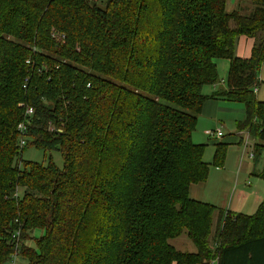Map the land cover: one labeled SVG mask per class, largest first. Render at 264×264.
I'll use <instances>...</instances> for the list:
<instances>
[{
  "label": "trees",
  "instance_id": "trees-1",
  "mask_svg": "<svg viewBox=\"0 0 264 264\" xmlns=\"http://www.w3.org/2000/svg\"><path fill=\"white\" fill-rule=\"evenodd\" d=\"M0 0V264H264V201L253 216L189 198L210 164L193 142L206 99L242 104L264 154V0ZM253 40L248 59L235 55ZM229 63L226 89L215 60ZM30 144L62 168L21 159ZM227 144L214 146L221 169ZM264 180V164L257 174ZM217 214L216 229L213 228ZM38 252L25 246L33 231ZM185 232L195 253L168 243Z\"/></svg>",
  "mask_w": 264,
  "mask_h": 264
},
{
  "label": "crops",
  "instance_id": "crops-1",
  "mask_svg": "<svg viewBox=\"0 0 264 264\" xmlns=\"http://www.w3.org/2000/svg\"><path fill=\"white\" fill-rule=\"evenodd\" d=\"M235 2H237L236 4L238 5V0H235ZM252 45L253 40L251 38L238 39L234 47L235 55L240 59H248L253 48ZM215 63L219 83L215 85H206L202 89V93L208 97L226 89V77L229 69V63L226 59L222 58L215 60ZM222 113L233 114L237 123H241L245 117V109L240 103H234L224 99H206L202 105L201 114L196 122L197 132L194 130L192 133L194 143L200 144L205 142L207 137L212 138V136L208 135V132L215 131V129L224 124L223 117L221 115ZM222 142L227 145L229 144L225 141ZM208 143L213 146L204 152L205 155L203 156V160L206 164H209L213 154L212 150L215 144L219 142L212 143L211 141H208ZM207 145L208 144H206V146ZM251 154H253V151ZM256 162L253 160L254 164ZM242 168V165L239 164L237 170H233L229 167L227 160H225L223 168L215 169L217 173L216 176L218 177V183L216 185L208 183L207 178L206 183L204 184H194L189 189V198L211 204L216 207L217 210L226 214L230 213L253 216L257 212L258 206L264 201V180L257 175L259 170L256 171L253 169L248 175H245V179L240 181V171ZM244 181H250V183H245ZM208 186H210L209 190ZM217 217L218 216L216 214L212 225L214 229H216Z\"/></svg>",
  "mask_w": 264,
  "mask_h": 264
},
{
  "label": "rangeland",
  "instance_id": "rangeland-1",
  "mask_svg": "<svg viewBox=\"0 0 264 264\" xmlns=\"http://www.w3.org/2000/svg\"><path fill=\"white\" fill-rule=\"evenodd\" d=\"M95 4L99 7L101 6V0H93ZM237 2L235 0H227V11L230 12L232 11L235 7ZM238 6V5H237ZM237 8V7H236ZM258 77L261 80V84L256 87L257 88V93L256 97L258 101L264 102V67H262L258 73ZM243 107V106H242ZM223 117V122L219 128L215 129V131H219L221 133V138L219 139H214L207 137L205 142H202L200 144L204 145L205 148L203 153L209 149L212 144H209L208 141H211L212 143L214 142H222L225 141L228 144L226 148V155H225V160H227V163L229 167L233 170H237L239 164L242 165V169L240 171V181L245 179V175H248L250 171L255 169L256 171L259 170V172L262 170L263 167V162H264V154L260 156L258 161L254 164L253 159L251 160L250 156L252 155V147L254 143H257V139L255 136H250L248 133V130H240L238 127V123L235 120V116L230 113H222L221 114ZM195 131L197 132V129L195 128ZM204 143V144H203ZM206 144H208L206 146ZM213 154L212 158L209 161L210 164V170L208 174V183L211 184H217V179L218 177L216 176V167L213 166L212 159L214 155V148H213ZM205 155V153H204ZM48 156L51 158L52 163L58 168H62L63 166V159L61 157L60 151L58 152L57 150L53 151H44L40 148H37L36 146L30 144L29 146H26L22 152L21 159L26 162H36L38 164L42 165H47L49 163ZM224 165V163H223ZM245 183H250V181H244ZM208 186V190H209ZM34 233L32 234V239L25 242V246L31 250H35L38 252V249L36 247L35 241L39 238L42 237L43 232L40 230L33 231ZM171 246H173L177 251L184 252V253H195L196 248L193 245L192 242H190L186 236V233L183 232L180 237L175 238V239H170L168 241ZM14 254L9 257L8 260L4 261L3 264H28L27 260L20 254L18 255ZM13 262V263H12Z\"/></svg>",
  "mask_w": 264,
  "mask_h": 264
},
{
  "label": "built area",
  "instance_id": "built-area-1",
  "mask_svg": "<svg viewBox=\"0 0 264 264\" xmlns=\"http://www.w3.org/2000/svg\"><path fill=\"white\" fill-rule=\"evenodd\" d=\"M253 92L257 93V88H254ZM24 114H25L24 120L22 122H20L16 128L17 129L18 144H19L20 148H24L27 145L26 142L28 141V135H27L28 131L26 129V124L29 125V120L33 115V108L32 107L26 108L24 111ZM208 135L212 136V138H215V139L221 138V133L219 131H209ZM252 157H253V154L250 156V158L252 159ZM13 264H15V263H13ZM213 264H215V262H213Z\"/></svg>",
  "mask_w": 264,
  "mask_h": 264
}]
</instances>
